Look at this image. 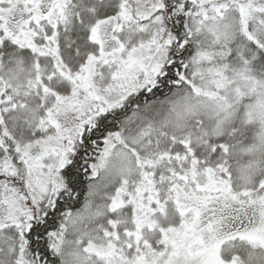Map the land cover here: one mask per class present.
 Here are the masks:
<instances>
[{"label": "snow or ice", "instance_id": "obj_1", "mask_svg": "<svg viewBox=\"0 0 264 264\" xmlns=\"http://www.w3.org/2000/svg\"><path fill=\"white\" fill-rule=\"evenodd\" d=\"M0 264H264V0H0Z\"/></svg>", "mask_w": 264, "mask_h": 264}]
</instances>
